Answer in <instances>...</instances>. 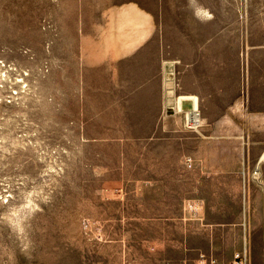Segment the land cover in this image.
<instances>
[{"label":"rangeland","instance_id":"374dc122","mask_svg":"<svg viewBox=\"0 0 264 264\" xmlns=\"http://www.w3.org/2000/svg\"><path fill=\"white\" fill-rule=\"evenodd\" d=\"M135 1L0 0V264H158L154 220L169 204L166 175L228 167L242 173L243 245L252 264H264L259 245L252 254L264 240V126L241 128L240 143L214 144L235 129L188 121L194 109H178L180 77L169 62L164 116L127 117L130 89L118 69L108 74L116 109L105 113V83L97 88L84 50L115 23V10ZM158 1L160 32L190 12L198 38L206 19L215 41L264 43V0ZM195 182L170 201L194 217L204 203Z\"/></svg>","mask_w":264,"mask_h":264},{"label":"crops","instance_id":"0c3cea01","mask_svg":"<svg viewBox=\"0 0 264 264\" xmlns=\"http://www.w3.org/2000/svg\"><path fill=\"white\" fill-rule=\"evenodd\" d=\"M158 4V0H136L119 7L114 11L115 23L106 24L100 37L94 35L87 54L84 50L86 70L93 69L96 73L97 88L102 87L101 78L105 83L102 87L106 90L105 113L116 109L115 102L109 99L112 93L108 92L116 87L115 74L111 77L108 74L118 69V78L126 76L130 89L125 111L133 114L127 117L164 116L170 109L166 84L169 62L180 77L178 97L189 98L183 104L189 110L198 105L203 129H235L226 140H214V144L240 143L244 139L241 128L263 127L264 43H257L256 39L215 41L212 27L206 31V19L198 20L206 28L198 38L197 18L190 12L184 13V17L179 14L172 17L169 34L160 32L156 20L160 12ZM85 40L90 42L91 38L83 39L84 49ZM167 43L171 45V61ZM108 118L118 117L108 115L104 119ZM241 176L237 167L167 174L169 184L161 194L169 204L163 206L162 215L154 220V229L161 228V235L155 237V262L230 264L244 247ZM191 179L196 180L194 197L204 202L195 217L186 213L183 204L170 203L176 189L183 192ZM176 193L181 194L178 190ZM256 244L252 254L255 255L259 245L258 250L264 255V240Z\"/></svg>","mask_w":264,"mask_h":264},{"label":"built area","instance_id":"2783aa9c","mask_svg":"<svg viewBox=\"0 0 264 264\" xmlns=\"http://www.w3.org/2000/svg\"><path fill=\"white\" fill-rule=\"evenodd\" d=\"M189 208L191 211L195 212L199 210V207L196 204H191ZM230 264H252L250 247L246 242L243 250L234 256Z\"/></svg>","mask_w":264,"mask_h":264},{"label":"bare ground","instance_id":"6f19581e","mask_svg":"<svg viewBox=\"0 0 264 264\" xmlns=\"http://www.w3.org/2000/svg\"><path fill=\"white\" fill-rule=\"evenodd\" d=\"M187 99H189V98H187L183 95L179 98V102H178V109L179 110L183 109V103ZM187 118H188V121L194 123V125H197L201 121L200 114L198 113V105L195 106V109L192 112L187 114ZM261 161H264V154L261 158Z\"/></svg>","mask_w":264,"mask_h":264}]
</instances>
